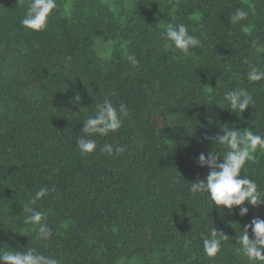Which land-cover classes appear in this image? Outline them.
<instances>
[{
  "label": "trees",
  "instance_id": "trees-1",
  "mask_svg": "<svg viewBox=\"0 0 264 264\" xmlns=\"http://www.w3.org/2000/svg\"><path fill=\"white\" fill-rule=\"evenodd\" d=\"M57 3L48 27L36 32L20 23L27 0H0V249L34 248L61 264H248L232 246L236 223L264 218V205L248 206L241 217L188 188L208 174L197 161L201 152L213 147L223 155L208 139L220 126L264 135V81H248L245 63L264 68V0ZM236 8L249 16L232 24ZM171 18L201 40L188 56L165 49L154 29ZM101 36L112 42L107 60L93 51ZM133 54L138 67L126 59ZM234 87L255 100L239 116L223 99ZM77 94L79 105L71 103ZM105 98L126 104L129 116L117 132L96 139L125 151L81 155L82 120ZM79 107L85 109L73 113ZM155 114L165 118L160 133ZM253 155L247 175L264 190V151ZM45 186L54 191L31 206L53 229L47 241L36 239L38 229L22 215ZM213 226L229 239L210 258L201 233Z\"/></svg>",
  "mask_w": 264,
  "mask_h": 264
},
{
  "label": "clouds",
  "instance_id": "clouds-1",
  "mask_svg": "<svg viewBox=\"0 0 264 264\" xmlns=\"http://www.w3.org/2000/svg\"><path fill=\"white\" fill-rule=\"evenodd\" d=\"M18 6H25V0H18ZM59 5L57 0H27L25 13L20 20L21 25L32 31H43L48 27L50 18ZM249 12L243 8H236L230 15L232 24H237L248 19ZM154 28V27H153ZM161 31V39L164 48L174 47L185 56L190 55V49L201 46V40L193 35L187 24L175 21L164 22L161 20L154 28ZM111 40H104L101 36L93 41V51L96 55L107 60L111 57ZM252 47H258L257 42L252 41ZM70 60L71 57H68ZM126 59L133 67L139 66L136 56L128 55ZM247 80L250 82L264 81V68L251 64L248 61ZM223 99L227 102L230 112L239 116L249 106H254L255 100L252 94L243 87H234L223 93ZM80 95H76L71 103L79 105ZM84 107L73 112L79 114ZM129 116L128 106L124 103L114 104L105 98L102 103L96 104L95 115L82 120V133L77 140V147L81 155L93 154L98 148L101 153L109 156L125 151L122 146H114L111 143L99 145L97 136L105 137L109 133L117 132L123 125L124 119ZM213 144L225 149L223 155L213 150L207 154L201 152L197 161L199 166L209 169L206 178L197 179L190 183L188 191L195 194H206V198L212 202V206L218 209H227L233 212L238 209V214L243 217L249 212V207L264 205V190L256 180L247 175L246 165L254 159V153L264 151V135L256 134L251 129H238L229 127V124L220 126V132L215 137H210ZM222 157V160L220 159ZM243 173V174H242ZM54 189L47 186L39 188L33 198L24 204L23 223L32 225L38 229L36 239L47 241L53 235V229L48 226L47 216L44 212L32 207L41 199L48 197ZM247 205V206H246ZM239 233L234 237L236 252L246 258L248 264H264V218L254 217L243 228L239 223ZM251 232V235H250ZM203 250L206 256L215 258L223 249L229 236L215 226L208 229V234L201 233ZM0 264H61L55 256H46L34 248L25 251L0 249Z\"/></svg>",
  "mask_w": 264,
  "mask_h": 264
},
{
  "label": "rangeland",
  "instance_id": "rangeland-1",
  "mask_svg": "<svg viewBox=\"0 0 264 264\" xmlns=\"http://www.w3.org/2000/svg\"><path fill=\"white\" fill-rule=\"evenodd\" d=\"M151 120L154 121L157 125L158 132L160 133L163 130V125L165 124V118L161 114H155L151 116ZM144 239H149V233L148 231H145L143 235ZM141 247H145V244L140 243Z\"/></svg>",
  "mask_w": 264,
  "mask_h": 264
}]
</instances>
